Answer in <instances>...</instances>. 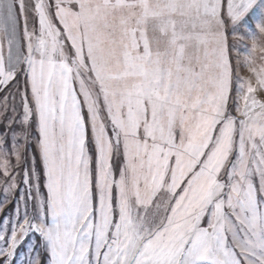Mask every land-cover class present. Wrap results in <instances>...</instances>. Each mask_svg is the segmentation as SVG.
I'll return each mask as SVG.
<instances>
[{"label": "snow or ice", "instance_id": "snow-or-ice-1", "mask_svg": "<svg viewBox=\"0 0 264 264\" xmlns=\"http://www.w3.org/2000/svg\"><path fill=\"white\" fill-rule=\"evenodd\" d=\"M256 4L0 0V264H264Z\"/></svg>", "mask_w": 264, "mask_h": 264}, {"label": "crops", "instance_id": "crops-1", "mask_svg": "<svg viewBox=\"0 0 264 264\" xmlns=\"http://www.w3.org/2000/svg\"><path fill=\"white\" fill-rule=\"evenodd\" d=\"M262 15H264V0H257V4L256 6L250 10V12L245 16L244 20L241 22L240 27H238L239 29H235L238 37L239 35H243L245 32V38L242 37V38H238V39H232V29L229 30V36H230V39H229V48H230V54H231V58H232V61H233V57L235 58V62L237 64V61H236V57L237 55H239V52H242L241 50H239L237 52L236 48H237V42L238 43V46H243L245 47L246 46V52H242L241 54L243 53H247L248 50L250 48H253L254 50V57H255V62L260 65V66H264V52L260 51V49H264V37H260L256 40V43L255 45H253L252 43V40L249 39V30H253L255 31V25H256V22L258 20L259 17H261ZM242 26L245 27V30H243ZM232 41H235L234 45L233 43H231ZM239 58V56H238ZM246 59L241 61L240 60V67H243L245 68V77L246 78H252L253 79V83H254V86H255V78L253 76V74L250 72V70L248 69V67L243 64H246L245 63ZM233 65H234V62H233ZM243 65V66H242ZM243 71V69H242ZM235 76V74H234ZM244 77V75H243ZM258 99H264V90H261L259 93H258Z\"/></svg>", "mask_w": 264, "mask_h": 264}, {"label": "rangeland", "instance_id": "rangeland-1", "mask_svg": "<svg viewBox=\"0 0 264 264\" xmlns=\"http://www.w3.org/2000/svg\"><path fill=\"white\" fill-rule=\"evenodd\" d=\"M238 27L240 26H237L236 29H239ZM243 30H245V27L242 26ZM242 33L245 34V32L242 31ZM239 35V37H244L245 38V35ZM231 43H235V41H232ZM238 43L237 42V52L239 50H241L242 52H246V46L243 47V46H238ZM242 52H239V55H237L236 57V61L238 62L236 64L235 62V58L233 57V62H234V74H236L237 72L239 73L240 76H243L245 77V68L243 67H240L241 63H240V60L243 61L246 59V55L245 53L241 54ZM239 56V58H238ZM244 66L246 64H243ZM242 65V66H243ZM247 66V65H246ZM243 69V71H242ZM0 130H3V125L0 124ZM33 152V149H29V153L31 154ZM3 181V178L0 177V198L3 197V190H4V187H5V184L2 182ZM43 190V188L41 189ZM21 192H23V189L21 188ZM21 211H23V205L21 203ZM16 215V212H15V208L13 207L12 204H9L6 208H5V212L4 213H0V229H2L4 227V223L10 219V218H13L14 216ZM39 239V234H31L25 241V243L18 249V254L16 256V264H26V261L23 259V256H24V253L28 251L29 247L32 246L33 244H35Z\"/></svg>", "mask_w": 264, "mask_h": 264}]
</instances>
